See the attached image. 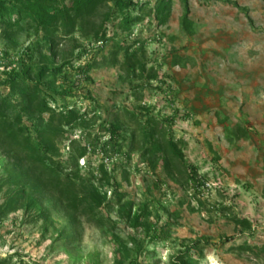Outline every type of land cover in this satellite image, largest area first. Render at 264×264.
Here are the masks:
<instances>
[{
	"label": "rangeland",
	"instance_id": "rangeland-1",
	"mask_svg": "<svg viewBox=\"0 0 264 264\" xmlns=\"http://www.w3.org/2000/svg\"><path fill=\"white\" fill-rule=\"evenodd\" d=\"M108 1L55 47L27 19L10 33L0 22V80L24 68L29 86L0 85V110L14 131L21 125V140L39 141L50 115L41 120L33 105L45 98L91 125L63 128L48 152L65 179L78 148L87 150L72 178L86 199L78 212L0 149V264H264V1L188 0L187 23L185 0H172L162 25L160 0H138L143 20L130 26ZM104 32L109 41L97 48ZM66 64L69 84L51 74L38 82L43 68ZM165 137L179 143L189 173L168 169ZM204 182L216 185L205 191ZM92 185L107 193L100 206Z\"/></svg>",
	"mask_w": 264,
	"mask_h": 264
},
{
	"label": "trees",
	"instance_id": "trees-1",
	"mask_svg": "<svg viewBox=\"0 0 264 264\" xmlns=\"http://www.w3.org/2000/svg\"><path fill=\"white\" fill-rule=\"evenodd\" d=\"M264 1V0H263ZM108 0H74V2L69 6H62L60 1L57 0H0V22L6 25V30L10 33V30L20 24L23 19H27L32 24L36 26L38 31H44V33L49 37L53 38V47L56 46L57 40H64L72 34L74 28L77 25L86 24L87 21L94 17L101 7L108 5ZM235 7H239L237 3L229 2ZM114 12L120 11L124 17V24L131 25L134 22H139L143 20V16L138 14L134 17V12L141 11L142 6L138 0H113ZM186 7V17L185 22H189L190 8L188 0H185ZM172 0H160L155 8V18L160 24H166L171 16ZM14 15H17V20L13 22ZM60 26L64 28V34L62 36L56 35L60 31ZM104 41L108 42L109 39L107 34L104 32L102 34L97 33L95 35V42ZM29 57V52L26 54ZM25 59L22 63L24 64ZM69 64V63H68ZM57 67L54 69H49L47 67L40 71L38 76V82H41L42 77L45 74L53 75L54 82L59 79H63L66 83H70L69 74L65 71L66 66ZM26 64H24L25 66ZM83 73H87L86 69H81ZM22 72L17 69H12L10 71H5L6 79L4 81L0 80V85L10 86L14 90H19L25 92L28 90V81L22 77ZM27 71H25V74ZM158 75L154 74L151 76L152 80H158ZM161 84H165L163 81ZM56 92V91H55ZM54 92V93H55ZM55 94H59L56 92ZM61 96H70V93H61ZM6 102V101H4ZM4 105V103L2 104ZM29 105H33V100ZM58 112L56 109L53 110L50 107L48 98L42 100L41 103L33 105L34 113L39 115L41 120L44 114H49V119L47 120V127L44 130L38 131V142H34L33 139L28 136L23 137V129L20 128L17 131L12 129L9 119L6 114L0 110V149L5 151L9 157L14 156L21 159L28 166V177H34L38 186H42L43 189L52 188L54 194H58L61 201L65 202L66 209L69 211L78 212L86 199L81 197L76 189V184L73 181V177H79L81 175L82 168L80 167L79 160L86 157L87 150L83 147H79L77 150V155L74 157V170L69 173L65 179L62 178L60 172L55 169L52 165L48 164V161L53 159L49 157L48 152H53L56 150V142L60 137L64 136L63 128L80 126L82 128H88V121L81 119L80 112L76 109H66ZM21 115L18 116V123L21 124ZM151 124L158 126L155 119H152ZM54 127V129H52ZM62 133H60V131ZM112 134L116 136L117 129L112 128ZM156 133V130H153ZM76 143V142H75ZM74 144V142H72ZM11 151L13 152L10 154ZM162 152L167 160V167L171 171H178L181 173V168L185 169V156L183 154V149L180 147L179 143L175 142L172 138H164L161 144ZM76 152L74 149L73 153ZM7 156V157H8ZM53 162V161H52ZM101 183L108 181L110 175L107 170L101 166L99 167ZM184 172L189 173L188 169ZM94 177L93 173H91ZM95 179V177H94ZM193 179L192 175L188 174V184L189 181ZM94 195L93 199L96 205H102L107 199V193L102 194L99 188L94 185ZM140 214L136 220H140L143 217ZM76 218V217H75Z\"/></svg>",
	"mask_w": 264,
	"mask_h": 264
},
{
	"label": "built area",
	"instance_id": "built-area-1",
	"mask_svg": "<svg viewBox=\"0 0 264 264\" xmlns=\"http://www.w3.org/2000/svg\"><path fill=\"white\" fill-rule=\"evenodd\" d=\"M94 45L97 47V48H102V47H104V45H105V42L104 41H99V42H96V43H94ZM71 109H73V108H71ZM91 152V148L90 147H88V154ZM106 163H107V165L108 166H110L111 164H113V161H112V159L111 158H107L106 159ZM79 164H80V167L81 168H83V167H87V165H88V161H87V158L86 157H84V158H81L80 160H79ZM109 170V169H108ZM215 183H210V182H204L203 184H202V189L203 190H207V191H210L211 189H213L214 187H215Z\"/></svg>",
	"mask_w": 264,
	"mask_h": 264
}]
</instances>
